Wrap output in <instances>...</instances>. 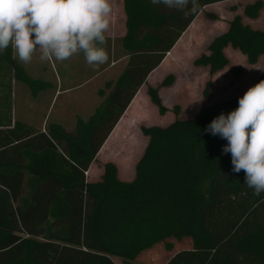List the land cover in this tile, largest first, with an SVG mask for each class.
<instances>
[{"label": "trees", "instance_id": "1", "mask_svg": "<svg viewBox=\"0 0 264 264\" xmlns=\"http://www.w3.org/2000/svg\"><path fill=\"white\" fill-rule=\"evenodd\" d=\"M229 0H192L184 11L153 5L149 0H123L125 34L111 40L126 64L98 95L102 101L73 133L59 125L44 131L14 120L12 86L24 85L32 96L48 83L31 78L13 58L11 45L0 53V264H141L136 259L171 240H189L167 264H264V193L254 196L244 173L231 171L227 142L205 132L221 112L237 106V98L201 108L190 119L164 126H142L147 139L130 181L118 178L111 162L89 181L88 169L146 80L164 60L194 18L217 17L207 5ZM263 3L243 8L256 20ZM238 51L249 66L264 58V30L252 29L239 16L215 36L194 61L209 76L228 66L226 48ZM82 54V53H80ZM83 55V54H82ZM235 75L237 69L231 70ZM264 79V69L255 83ZM172 75L146 96L159 115L166 114L159 89L170 87ZM212 81L205 83L210 98ZM106 92V93H105ZM118 261V262H116Z\"/></svg>", "mask_w": 264, "mask_h": 264}, {"label": "rangeland", "instance_id": "2", "mask_svg": "<svg viewBox=\"0 0 264 264\" xmlns=\"http://www.w3.org/2000/svg\"><path fill=\"white\" fill-rule=\"evenodd\" d=\"M256 0H232L226 3L215 4L207 9L205 12L211 13L217 17V20L210 21L203 15L200 16L193 34L185 37L184 40L175 48L166 58L162 72L154 77L149 78L146 85L142 87L139 93L140 103L134 106L136 112L131 113V116L122 124L121 129L115 132V144L112 146L104 157L100 154L93 165L95 173L101 170V165L105 162H113L118 166L120 176L124 181H130L134 176V166L141 157L143 149L146 145L147 139L144 138L140 132L142 126H164L175 119L172 110L177 108V118L190 119L194 117L201 108L222 102L227 99L240 97L250 86L255 84L259 74L264 69V58L260 57L258 63L254 66H249L246 59L238 51L232 50L229 47L224 50V54L228 60V66L223 70L209 76L206 68L195 67L193 61L201 54L206 52V48L210 41L217 35L223 33L227 29V23L235 16H239L242 23L248 25L252 29L264 30V0L263 8L259 12L256 20H249L243 16V8L247 4H251ZM113 16L118 19L119 13L113 4ZM118 35L109 39H119ZM192 41V42H191ZM107 61L100 65L109 69L107 71H99L89 85L80 86L78 88L77 97L81 101L78 107H72V116H80L82 121L87 120V117L94 111L95 107L99 105L102 98L99 97L98 91L102 90L106 82H113L116 79L118 69L110 67L117 61H124L127 58L123 57L121 50L117 45L111 46L106 50ZM13 58L21 66H23L27 74L33 79H41L38 68H54L58 62L54 59L42 61L40 59L39 49L34 50L32 58L27 64L21 62L13 49ZM81 61L84 59L79 52L74 54L66 60L68 62ZM71 60V61H70ZM55 63V65L53 63ZM61 62V61H59ZM59 66V65H58ZM99 66V65H98ZM99 66V67H100ZM120 66V65H119ZM109 67V68H108ZM237 69L238 74L235 75L231 70ZM98 72V71H97ZM168 75L174 77V82L170 87L159 89V97L162 106L167 109L165 115L158 114L157 109L150 103L146 96V88L148 86L156 87ZM100 76V77H99ZM211 80L212 86L210 88V98L204 99L203 90L205 83ZM30 93L29 90L22 84L16 83L12 86V116L14 120L25 119L31 123L32 126H37L38 123L43 122L45 118H41L32 112H26L23 108L21 114L17 113L20 110L19 99ZM106 93V92H105ZM52 94V93H51ZM138 99V98H137ZM137 101V100H135ZM134 104V103H133ZM136 104V103H135ZM142 105V106H141ZM58 113H49L48 121L53 118L64 119L66 124L73 123L69 119L70 113L61 108L56 109ZM63 111V112H61ZM39 125V124H38ZM40 129V127H37ZM90 180V177H89ZM174 245V251L186 249L190 247L189 240L185 239L181 242L171 240ZM173 252H166L162 245H157L152 250L143 252L136 261L141 264H167ZM118 262V261H116Z\"/></svg>", "mask_w": 264, "mask_h": 264}, {"label": "clouds", "instance_id": "3", "mask_svg": "<svg viewBox=\"0 0 264 264\" xmlns=\"http://www.w3.org/2000/svg\"><path fill=\"white\" fill-rule=\"evenodd\" d=\"M149 2L178 11L189 4ZM110 12L109 0H0V53L11 45L27 64L36 49L42 61H64L79 52L88 65H102L108 59L102 45ZM204 131L227 142L221 154L230 155L233 173L243 170V184L252 194L264 193V79L247 88L237 106L214 117Z\"/></svg>", "mask_w": 264, "mask_h": 264}, {"label": "crops", "instance_id": "4", "mask_svg": "<svg viewBox=\"0 0 264 264\" xmlns=\"http://www.w3.org/2000/svg\"><path fill=\"white\" fill-rule=\"evenodd\" d=\"M230 1H232V0L221 2V4L226 3V2H230ZM109 2H110V6H111V12H110L109 17H108V25L109 26H108L107 31L104 33V35L107 38H111V37L116 36V35H118L120 38H122L125 34V15H124V11H123V0H109ZM113 4H115L116 10L120 15V16H118V19H115L113 16V12H114ZM217 4H220V3H217ZM212 5H215V4H212ZM212 5L205 6L203 8V10L205 11V9H207L208 7H210ZM201 15H203V14L199 13L194 18L192 23L187 27V29L184 31V33L181 35V37L176 42V44L173 46L171 51L169 53H167L166 57L161 62V64L152 73H150L146 82L149 80L150 77L151 78L156 77L160 73L159 71L162 72L163 67H165L164 63H165L167 56L175 48H177V46L179 44H181V42L184 40L185 37H188L191 34H193L194 29L196 27V24H197ZM74 61L75 62L71 61V62L66 63V60H64V61L58 62L59 66L58 65L54 66V68H41V69L38 68L37 69L38 72L40 73L39 75L41 76V79L43 81H45L46 83H48V87H47V89L41 91L40 93L36 94L35 96H32L30 93H27L23 98H22V96H20V99H19L20 110L17 113V115L21 114V110L23 108L26 112L34 111V113L36 115L39 114V116L42 119L45 118V120L43 122L38 123L39 125L37 124V126H32L31 123L25 119H17L18 121L24 122V123L34 127L35 129L40 130V131H44L46 127L54 124V125L61 126L64 129V131L67 133H73L74 132L77 121L78 120L82 121V119L79 115L78 116H72V114H71L72 112H71L70 108L78 107L79 103H81V101L77 97L76 91H79L78 88H80V86L85 87V85H89L93 81V79L96 76H98V74H100L99 71L102 68H104L105 71L109 70L107 68L105 69V67L100 66V65H99L100 67L98 65L97 66H90L85 62L84 59H82L81 61H76L74 59ZM53 64L55 65V63H53ZM125 64H126V61H124V63L121 61H117L116 63H113L110 67L115 66L116 69L119 70L117 73V76H118L121 73V71L124 69ZM24 70L26 71L25 68H24ZM104 70L102 69L101 71L103 72ZM26 73H27V71H26ZM117 76H116V78H117ZM141 89L139 90V92L137 93L135 98L132 100V103L129 105L126 112L123 114V116L120 118V120L118 121V123L116 124L114 129L112 130L111 134L109 135V137L107 138V140L105 141V143L101 147L100 151L98 152L97 157L100 154L102 155V157H104V155L106 154L108 149H110L112 146H114L113 144L116 143L115 142V138H116L115 132L118 131V129H121L122 125L124 124L123 122L131 116V113L136 112L135 107L137 106V104L140 103L138 96H139V93L141 92ZM135 100H137V101H135ZM134 105H136V106H134ZM59 108H61L62 110H66L64 113H66V112L70 113L69 119L70 118L72 119V121H73L72 125L66 124L65 120L62 118L59 119V118H54V117L53 118L51 117V119L48 121V123L46 125V120H48V118H49V113H51V114L54 112L58 113V110H56V109H59ZM61 112H63V111H61ZM92 113L89 115V117L92 115ZM89 117H87V120ZM87 120H85V121H87ZM37 127H40V129ZM111 163H113V162H111ZM93 165H94V163L88 169V176L90 177L89 181H96V180H98L99 176L101 175V170H97L98 172L95 173V168H93ZM117 172H118V178L120 180L124 181L125 179H122L120 176L118 166H117ZM125 182H127V181H125Z\"/></svg>", "mask_w": 264, "mask_h": 264}]
</instances>
